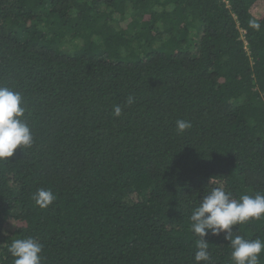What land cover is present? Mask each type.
Instances as JSON below:
<instances>
[{"label": "trees", "instance_id": "1", "mask_svg": "<svg viewBox=\"0 0 264 264\" xmlns=\"http://www.w3.org/2000/svg\"><path fill=\"white\" fill-rule=\"evenodd\" d=\"M0 264H264V0H0Z\"/></svg>", "mask_w": 264, "mask_h": 264}]
</instances>
